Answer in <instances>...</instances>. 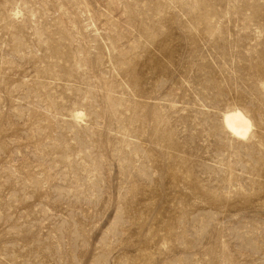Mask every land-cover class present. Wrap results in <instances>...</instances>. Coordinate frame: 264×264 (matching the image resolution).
<instances>
[{"label":"rangeland","instance_id":"obj_1","mask_svg":"<svg viewBox=\"0 0 264 264\" xmlns=\"http://www.w3.org/2000/svg\"><path fill=\"white\" fill-rule=\"evenodd\" d=\"M0 264H264V0H0Z\"/></svg>","mask_w":264,"mask_h":264},{"label":"bare ground","instance_id":"obj_2","mask_svg":"<svg viewBox=\"0 0 264 264\" xmlns=\"http://www.w3.org/2000/svg\"><path fill=\"white\" fill-rule=\"evenodd\" d=\"M226 129L236 137H245L250 128L249 120L239 111H230L223 116Z\"/></svg>","mask_w":264,"mask_h":264}]
</instances>
